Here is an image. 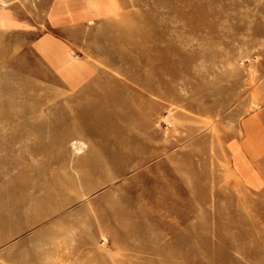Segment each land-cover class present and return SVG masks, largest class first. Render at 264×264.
<instances>
[{
  "label": "rangeland",
  "instance_id": "1",
  "mask_svg": "<svg viewBox=\"0 0 264 264\" xmlns=\"http://www.w3.org/2000/svg\"><path fill=\"white\" fill-rule=\"evenodd\" d=\"M122 1L79 90L0 55V264H264V190L227 152L264 117V0Z\"/></svg>",
  "mask_w": 264,
  "mask_h": 264
},
{
  "label": "crops",
  "instance_id": "2",
  "mask_svg": "<svg viewBox=\"0 0 264 264\" xmlns=\"http://www.w3.org/2000/svg\"><path fill=\"white\" fill-rule=\"evenodd\" d=\"M122 0H47L40 14L23 6L0 5V55L29 50L43 68L68 90L85 87L99 63L117 48L115 20ZM242 135L227 147L232 171L249 190H264V117L249 113Z\"/></svg>",
  "mask_w": 264,
  "mask_h": 264
}]
</instances>
